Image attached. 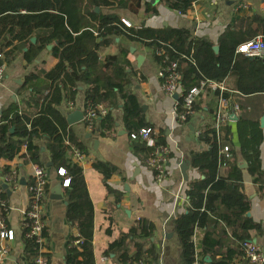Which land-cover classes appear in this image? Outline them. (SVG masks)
<instances>
[{
  "label": "trees",
  "instance_id": "1",
  "mask_svg": "<svg viewBox=\"0 0 264 264\" xmlns=\"http://www.w3.org/2000/svg\"><path fill=\"white\" fill-rule=\"evenodd\" d=\"M158 1L160 5L186 14L199 0ZM130 2L141 7V0H0L1 64L9 65L16 58V50L12 48L14 42L27 48L29 64L47 47L56 44L53 54L59 59L57 66L43 78L33 73L26 81L25 87L32 90L40 105L37 115L30 118L16 110L4 114L0 122V180L13 177L12 168L2 166V162L11 163L16 158L22 159L23 166L34 165L47 170L41 161L42 147L35 144L37 139L45 141L44 148L50 153L52 168L66 170L65 177L70 180L69 187L65 189L69 194L67 218L79 236L69 242L66 264H95L94 208L83 168L74 159V148L84 156L87 149L74 135L58 106L64 100L74 103L78 83H84L87 85L86 110L99 105L109 110L106 116L99 118L104 133L112 136L116 132L113 111L119 107V100L123 102L124 126L130 137L142 129H152L128 80V70L132 68L128 60L129 49L122 47L119 55L101 59L99 52L102 48L110 46L115 37H125L132 44L149 47L160 65L164 66L167 57L169 62L178 64L184 95L204 81L226 83L230 79L234 80V89L224 93V99H230L232 92L241 97L264 95V60L237 53L238 47L247 40L257 36L264 40V15L255 14L238 20L222 36L216 53L212 42L194 37L187 30L126 27L121 16L103 13V10L128 8ZM146 14L157 15V7L146 4ZM34 36L37 42L33 44L31 39ZM215 93L220 97L219 92ZM201 98L195 103V112L199 110ZM182 103L183 99H180V117L184 113ZM209 113L210 118L199 129L197 139L203 149L192 153L191 161L201 178L189 183V206L187 212L177 218L175 232L182 246L183 264H194L196 260L205 264L208 256L212 264H236L237 260L246 263L244 245L261 232V225L248 216L251 200L243 192V169L230 147L234 136L232 128H224L223 125L217 131L214 121L217 108L209 110ZM238 123V131L242 128L249 130L250 138L241 144L247 171L256 185L263 186L260 119L241 115ZM156 139L158 146H166L163 136ZM225 148L229 149V157L221 153ZM132 149L149 163L153 150L144 142L133 140ZM94 166L105 179L114 172L105 163L97 162ZM34 184L32 177L27 185L31 187ZM8 200L6 192H1L0 201L6 204L0 205V219L5 222ZM29 222L27 220L20 227L25 246L23 264H33L41 255L36 237H27ZM152 233V226L139 221L127 235L111 243L107 253L122 252L120 259L125 264L135 261L157 264L159 256L156 249L151 247L143 253V245L137 242L138 239L150 240ZM42 237L46 238V230ZM127 238H133L132 242L138 248L133 257L129 256ZM44 255L49 261L48 253Z\"/></svg>",
  "mask_w": 264,
  "mask_h": 264
},
{
  "label": "crops",
  "instance_id": "2",
  "mask_svg": "<svg viewBox=\"0 0 264 264\" xmlns=\"http://www.w3.org/2000/svg\"><path fill=\"white\" fill-rule=\"evenodd\" d=\"M146 4L156 6L157 15H147ZM103 13L117 14L122 17V21H127L135 28L144 26L155 30L184 29L194 37L207 39L218 47L222 36L230 27H234L238 20L255 14L264 15V0H199L186 14L160 5L158 0H141L140 8L135 2H130L128 8L103 10ZM31 41L33 44L36 43L37 37L34 36ZM55 46L56 44H52L47 47L34 62L29 64L26 60L27 48L14 42L12 48H15L17 56L9 65L4 63L6 78L0 85V122L4 114L16 110L30 118L37 115L40 105L36 102L32 90L25 87L26 81L33 73L43 78L45 73L57 66L59 59L53 54ZM122 47L130 51L128 60L132 68L128 70V80L131 83V89L144 111L147 123L158 136L161 135L165 139L169 151L168 175L165 180L158 182L155 171L149 166L148 161L133 152V139L124 126L121 100H119V107L113 111L116 123L114 135L110 136L102 131L101 118L96 121L91 131L87 128L85 124L87 85L78 83L75 102L64 100L58 106V110L66 118L76 112L84 114L83 121L71 127L74 135L88 152L79 165L83 168L94 208V262L95 264H125L120 259L122 252L108 254L107 250L111 243L127 235L137 222L146 221L153 227V233L150 240L138 239V244L143 245V253H147L152 247L158 252L157 264H183L182 246L175 232V222L181 214L187 212L189 183L201 178L199 172L191 165L192 153L203 149L197 141V132L204 125V121L210 118L209 110L217 108L218 114L221 109V99L212 90H206L198 103L199 110L186 124L178 114L180 97L177 96L178 99L169 97L162 90L159 72L163 65L155 61L153 51L149 47L132 44L125 37H115L110 46L100 50V58L119 55ZM140 57L141 62L138 61ZM234 85L232 79L225 83L229 92L234 89ZM44 93L47 95L48 91ZM232 94L230 99H226L227 118L218 129L220 130L223 125L224 128H232L234 136L230 147L234 149L243 169V192L251 200L248 216L261 225V232L255 235L252 241L261 246L264 251V181L263 186L256 185L247 167L243 168V165L247 164L243 159L241 144L246 143L250 136L248 129L242 128L238 131L241 115L260 119L263 130L260 155L264 173V128L261 123L264 120V95L241 97L237 93L232 92ZM233 116L236 119H232ZM214 121L216 127V117ZM35 144L44 148L45 141L37 139ZM41 161L46 167L50 163V153L46 149L42 153ZM22 162L20 158H16L11 163L2 162V166L9 165L16 173L14 177L16 176L17 181L10 184L6 177L0 180V187L9 197L8 214L4 222L7 229L14 234V240L11 242L0 238V245H6L10 249L9 260L5 264H21L25 255L20 227L30 205L27 184L34 176L35 166H23ZM97 162L108 164L114 169L108 179H105L95 168L94 165ZM184 162L189 165L187 181L184 180L180 168ZM46 172L48 187L45 200L47 221L45 240L49 264H66L65 259L70 249L69 242L71 238L79 236L78 231L67 218L69 194L65 189L69 186L65 187L64 184L69 178L61 176L59 170L52 167H47ZM59 196L60 199H58ZM132 240L133 238H127L130 257L135 256L138 251ZM205 264H212L210 256L206 258ZM236 264L246 263L237 260Z\"/></svg>",
  "mask_w": 264,
  "mask_h": 264
},
{
  "label": "built area",
  "instance_id": "3",
  "mask_svg": "<svg viewBox=\"0 0 264 264\" xmlns=\"http://www.w3.org/2000/svg\"><path fill=\"white\" fill-rule=\"evenodd\" d=\"M126 27H132L127 21H123ZM237 53L244 55L246 57L258 58L264 60V40L262 36H258L250 41L241 44ZM3 60V55L0 53V85L5 81L6 65L1 64ZM159 77L162 80V90L169 97L179 96L183 99L182 109L184 111L181 115V120L186 122L191 116L194 115L195 103L202 97L206 90H212L213 92L220 93L221 99V109L216 116V130L218 131L221 123L225 122L227 116L225 114L228 109V104L226 99L223 98V94L228 91L225 83H217L214 81H204L198 87L192 88L186 95L183 93L182 84L180 80V73L178 70V64L175 62H169L166 57L164 59V66L159 72ZM108 109L102 105L96 106L94 109H88L86 113L85 124L87 128L91 131L100 117H104L108 114ZM197 136H200V132H197ZM158 134L150 128H145L140 130L138 134L131 135L133 140H140L144 142L149 148H151V160L149 161V166L155 171L156 179L161 182L167 178L168 175V160L169 151L166 146H158L157 138ZM229 152L228 148L221 151L222 154H227ZM74 159L77 163H81L85 156L77 149L74 148ZM59 174L63 177L67 175L66 170L60 169ZM15 172H13V177L7 179L8 183H15L16 181ZM35 184L28 188L30 194V205L27 210L21 226H24L26 221L29 220V233L28 238L32 239L36 237L37 243L40 245L41 255L37 257L33 264H49L46 257L48 253V247L46 245L45 238L42 237V233L47 229V221L45 217V200L47 198V187L48 179L46 169L43 167H34ZM70 180L65 181L64 186L68 187ZM3 189L0 187V193ZM5 202L0 201V205H5ZM0 238L7 242L14 240V234L11 230H8L5 222L0 219ZM245 249V260L246 264H264V251L256 242H247L244 245ZM10 249L6 245H0V264H5L9 260ZM23 264V263H21ZM129 264H151L145 261H135ZM194 264H200L198 260Z\"/></svg>",
  "mask_w": 264,
  "mask_h": 264
},
{
  "label": "water",
  "instance_id": "4",
  "mask_svg": "<svg viewBox=\"0 0 264 264\" xmlns=\"http://www.w3.org/2000/svg\"><path fill=\"white\" fill-rule=\"evenodd\" d=\"M97 11L99 12V9ZM33 42H34V40H33ZM214 50H215L216 53L219 52V48L218 47H215ZM138 61L141 62L142 61V58L141 57L138 58ZM175 98L178 99L177 96H175ZM83 119H84V114L81 113V112H76V113L68 116L67 122H68V124L70 126H72V125H74V124H76V123H78L80 121H83ZM232 119H236V118H234V116H233ZM261 123H262V128H264V120H262ZM12 132H13V130H12ZM44 151H45V148H42V152H44ZM47 167H52V164L49 163L47 165ZM246 167H247V165H243V168H246ZM180 168H181V171H182V175L184 177V180L187 181L188 180L187 171L189 169L188 163L187 162L182 163L181 166H180ZM8 194L11 195V193L9 191H8ZM56 194L59 195L60 193H56ZM60 198L61 197L59 196L58 199H60Z\"/></svg>",
  "mask_w": 264,
  "mask_h": 264
}]
</instances>
